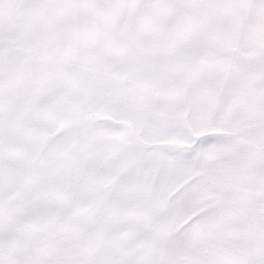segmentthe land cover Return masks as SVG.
<instances>
[{
  "label": "snow or ice",
  "instance_id": "snow-or-ice-1",
  "mask_svg": "<svg viewBox=\"0 0 264 264\" xmlns=\"http://www.w3.org/2000/svg\"><path fill=\"white\" fill-rule=\"evenodd\" d=\"M0 264H264V0H0Z\"/></svg>",
  "mask_w": 264,
  "mask_h": 264
}]
</instances>
